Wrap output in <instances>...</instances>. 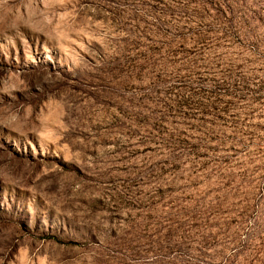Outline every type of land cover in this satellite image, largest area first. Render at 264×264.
<instances>
[{
    "label": "rangeland",
    "instance_id": "rangeland-1",
    "mask_svg": "<svg viewBox=\"0 0 264 264\" xmlns=\"http://www.w3.org/2000/svg\"><path fill=\"white\" fill-rule=\"evenodd\" d=\"M0 264H264V0H0Z\"/></svg>",
    "mask_w": 264,
    "mask_h": 264
},
{
    "label": "trees",
    "instance_id": "trees-1",
    "mask_svg": "<svg viewBox=\"0 0 264 264\" xmlns=\"http://www.w3.org/2000/svg\"><path fill=\"white\" fill-rule=\"evenodd\" d=\"M194 41L196 44H201L203 46L206 45V44H204L206 42V39L202 35H196L194 38ZM197 53H199V52H197ZM197 53H195L194 55H196Z\"/></svg>",
    "mask_w": 264,
    "mask_h": 264
}]
</instances>
